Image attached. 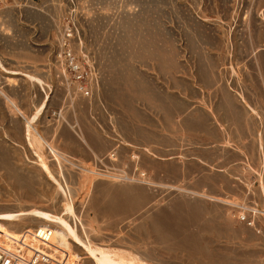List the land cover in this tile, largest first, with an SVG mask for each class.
Listing matches in <instances>:
<instances>
[{"label": "rangeland", "instance_id": "obj_1", "mask_svg": "<svg viewBox=\"0 0 264 264\" xmlns=\"http://www.w3.org/2000/svg\"><path fill=\"white\" fill-rule=\"evenodd\" d=\"M61 220L138 264H264V0H0V235L94 264Z\"/></svg>", "mask_w": 264, "mask_h": 264}, {"label": "bare ground", "instance_id": "obj_2", "mask_svg": "<svg viewBox=\"0 0 264 264\" xmlns=\"http://www.w3.org/2000/svg\"><path fill=\"white\" fill-rule=\"evenodd\" d=\"M10 105L21 115V116H24L23 112L21 110H19V108L16 106V104L9 98H7ZM32 119L31 118H26V124H27V127L29 129H27L28 131V135L32 136L33 139L32 141L35 139L38 140V144H39V135L38 133L36 132V130L34 129V127L32 126ZM32 131V133L30 132ZM30 136V137H31ZM41 138V137H40ZM30 139V138H29ZM31 139H30V142H31ZM44 141V140H43ZM37 142V141H36ZM33 143V142H31ZM44 143L46 144V146L48 147L49 149V152L51 153L53 159L58 163L60 164V160H66L63 155H61V153L54 147L52 146L51 144H49L47 141H44ZM37 144V145H38ZM43 144V143H42ZM39 146V145H38ZM37 146V147H38ZM42 147V146H41ZM36 148V147H35ZM39 148V147H38ZM37 149V148H36ZM42 148H39L37 150H40ZM41 152V151H40ZM41 157H43V154L42 153H39ZM84 171L86 172H93L92 170L88 169V168H84L83 169ZM115 175V174H114ZM116 178H122V179H127L129 180V178H126V177H122V176H116ZM132 179V178H131ZM133 180V179H132ZM63 186V185H62ZM64 188V186H63ZM64 192H65V195H67V191L66 189L64 188ZM198 193V192H197ZM209 197H212V196H209ZM67 203H68V212L74 217L75 221L77 219V216L75 215V212H74V207H73V203L71 200H67ZM60 223L62 224V226L68 230V231H75V227L71 226L70 224H68L66 221L64 220H61ZM45 227V226H44ZM50 230H52L51 227H48ZM77 229V228H76ZM83 232V231H82ZM6 238V237H5ZM5 238L3 236L0 235V243L5 245L6 247L7 244L5 242ZM36 238V237H35ZM53 238V237H52ZM75 238L77 239V242L81 245H83V247L85 248V252L86 253V256L88 258H90L94 264H138L137 263V258L135 256H130L129 254H124V253H121L119 251H111L105 247H102V246H98V245H95L93 244L92 242H90L88 239H80L79 236H75ZM54 239V238H53ZM37 243H40L42 241H39L37 239ZM56 241V239H55ZM38 246L40 248V245H37V246H34V247H29L27 246L26 248H24V250H22V254L27 257L29 255H31V253L33 252H38ZM14 252H17L16 249H10ZM79 259L80 257H76L73 255V260L74 261H77L79 262ZM75 263V262H74ZM77 264V263H75Z\"/></svg>", "mask_w": 264, "mask_h": 264}, {"label": "built area", "instance_id": "obj_3", "mask_svg": "<svg viewBox=\"0 0 264 264\" xmlns=\"http://www.w3.org/2000/svg\"><path fill=\"white\" fill-rule=\"evenodd\" d=\"M63 61L74 81L80 83L83 81L82 79H85L87 73L80 71V64L70 53H66V58H63ZM33 233L39 241L44 242L50 237L51 230L48 227H36ZM0 264H50V259L46 254L40 252H33L25 257L21 252H14L0 243Z\"/></svg>", "mask_w": 264, "mask_h": 264}, {"label": "crops", "instance_id": "obj_4", "mask_svg": "<svg viewBox=\"0 0 264 264\" xmlns=\"http://www.w3.org/2000/svg\"><path fill=\"white\" fill-rule=\"evenodd\" d=\"M60 226H61V228L63 227L62 226V224L60 223ZM64 228V227H63ZM71 235H72V237H74L75 238V236L77 237L78 235H77V233H76V229H75V231H73L72 233H71ZM75 240H76V242H77V239L75 238ZM77 244L78 245H81V244H79L78 242H77ZM83 246V245H82ZM61 247H63V245H61ZM64 249H65V247H63ZM84 248V247H83ZM84 250H85V248H84ZM71 255V258L73 259V254L71 253L70 254Z\"/></svg>", "mask_w": 264, "mask_h": 264}]
</instances>
